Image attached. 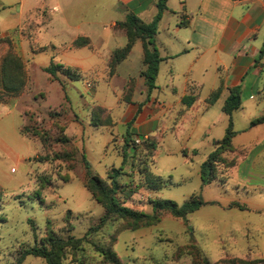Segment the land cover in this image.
Wrapping results in <instances>:
<instances>
[{
	"label": "crops",
	"instance_id": "obj_1",
	"mask_svg": "<svg viewBox=\"0 0 264 264\" xmlns=\"http://www.w3.org/2000/svg\"><path fill=\"white\" fill-rule=\"evenodd\" d=\"M157 3L158 0H22L14 13H0V28L3 27L0 39L12 41L14 52L28 71L30 59L36 61L45 56L43 61L31 63L30 71L34 74H47L43 69L52 62L76 69L80 74L79 81H70L59 73L58 79L50 74L45 77L50 81L45 92L48 100L60 99L64 93L68 98L69 92L78 94L68 105L65 115L66 134L79 150V162L83 155L91 152V146L94 147L92 138L95 130L103 129L107 136L106 147L115 144L122 164L123 174L118 178L122 189L128 190L125 186L129 185L131 190H136L141 178L133 167L132 149L128 151L130 156L124 164L125 136L129 133L132 140L156 139L157 149L150 171L167 181L168 185L158 192L145 186L139 188L132 199L126 200L137 202L136 210L143 211L141 206L148 205L151 209L148 213H152L150 199L164 200L166 188L179 187L194 179L208 204L192 214L211 206L242 222L247 214L262 218L255 230L262 240L261 245L256 246L258 254L230 256L264 259V123L251 126L253 120L264 115V55L261 56L264 0H167L168 10L163 14L155 37V46L163 61L156 89L149 94L146 80L141 75L145 69L141 41L134 44L130 55L113 73L109 64L113 52L124 48L128 42L119 23L129 14L136 15L145 23L152 22L158 13ZM82 38L88 39L89 43L75 47L74 42ZM122 66L137 72L122 76ZM81 81L86 84L85 90L92 92L90 100L74 85V82ZM131 81L133 92L127 102L124 95ZM28 82L39 84L33 78ZM100 83L107 84L113 91V98L103 97V104L96 88ZM88 84L92 85V91ZM237 87L241 90V107L232 115L236 132L232 139L234 152L226 155L227 159L235 160V166L229 170L220 168V180L204 186L201 165L225 137L229 116L223 108L231 89ZM218 90L219 98L213 104L209 103L210 97ZM24 96L25 93L0 104V109H3L0 111V151L7 158L15 157L17 149L32 141L21 132L27 123L22 110ZM186 97L192 98L189 105L184 102ZM31 101L36 103L34 97ZM96 105L108 110L112 119L110 125H92V108ZM7 118H10V124L5 121ZM160 154H163L161 159ZM31 159L29 161L33 162ZM182 162L183 169L179 168ZM113 168L116 169L113 166L106 170V175ZM174 173H177L176 182L165 178ZM65 175L69 180L63 183L73 182L79 175L86 189L85 167L84 171H78V175L70 170ZM8 177L6 170L0 167V182ZM118 197L123 201L120 193ZM234 203L246 209L232 207ZM166 218L180 220L185 233H189V228L195 232L189 222L186 224L171 215H165L158 225L136 231L151 232L153 228L161 227ZM240 225L235 223V227ZM248 226L244 221L243 227ZM215 227L220 228L218 225ZM53 229L57 231V228ZM216 232L221 240L225 232L220 229ZM230 256L222 253L219 260L208 259L218 262ZM187 259L184 258L185 261Z\"/></svg>",
	"mask_w": 264,
	"mask_h": 264
},
{
	"label": "rangeland",
	"instance_id": "obj_2",
	"mask_svg": "<svg viewBox=\"0 0 264 264\" xmlns=\"http://www.w3.org/2000/svg\"><path fill=\"white\" fill-rule=\"evenodd\" d=\"M21 1L0 0V13L3 11L14 13ZM2 29L3 27L0 28V34L3 32ZM0 42V55L6 48L7 42L12 45L13 50L15 49L10 39H1ZM44 59L45 56H41L36 61L29 60V71L26 70V88L20 95L26 94L23 98L22 110L26 115L27 126L42 128L51 139H53L52 137L60 138L63 136V131H59L56 126L63 129L67 126L65 112L69 110L68 105L74 101V97H78V94L69 92L70 99L65 93L60 99H47L45 92L50 82L49 79L45 78L47 74L42 72L34 74L30 71L31 63H39ZM136 72L128 66L120 68L122 76L126 74L133 75ZM30 78L37 80L39 84L35 85L28 82ZM74 85L84 97L88 100L91 99L92 92L85 90L86 84L83 81L74 82ZM92 88L88 89L92 91ZM96 88L99 96L102 97L101 104L104 102L103 97L113 98V91L107 84L100 83ZM33 97L36 99V103L31 101ZM10 98L15 97H5L3 102ZM2 110L0 109V111ZM9 119L5 120L8 121V124L11 123ZM95 132V137L92 138L94 147L91 146V152L85 154V156L91 165L93 174L106 178V170L111 169L113 166L120 169L122 164L119 162L115 144L111 143L108 148L106 147L107 136L105 130L99 129ZM38 141L32 140L27 146L17 149L15 157L7 158L0 151V167L4 171L6 170L10 177L0 182V264H16L23 250L34 247L37 243L40 244L41 239L46 236L47 223L50 221L52 222L51 227L57 228L56 232L59 235H72L81 238L91 226L98 223L99 218L103 215L101 206L92 199L83 183H81L78 171H84V166L82 160L79 162V150L75 144L72 142L73 150L77 153V163L72 172L77 173L78 176L73 182L63 183L62 177L66 176L65 173L68 171L69 164L61 161L37 163L41 160V157L48 153L41 141ZM48 143L51 145L53 153H63L66 150L63 146L51 141ZM162 156L163 154H160L159 159ZM30 158L33 162L29 161ZM183 163L180 164L179 168L183 169ZM176 175L177 173L171 176L166 175L165 178H171L172 182H176ZM43 179L51 183L45 190H41V185L44 184ZM37 193L40 194V198L36 196ZM194 193L200 194L201 189L193 179L179 187L166 188L164 190V196L166 197L164 200H172L182 204ZM228 195L226 197H229ZM41 200H43V203L40 202ZM46 203L50 205L48 206ZM125 205L134 209L139 206L133 200L127 201ZM141 209L145 213L151 210L148 205H142ZM68 210L73 213L70 225H66L64 220ZM261 220L262 218L256 214H247L244 221L249 226L245 228L243 227L244 221L230 218L228 215L216 211L215 208L207 206L201 212L189 216V225L194 228L195 239L203 253L211 260H219L222 253L229 256L234 254H258L256 246L261 245L262 240L255 230L256 225ZM180 223V220L166 218L161 227H155L151 232H144V230L124 231L119 235L114 251L121 258L123 264H190V259L185 261L183 258L182 260L185 263H182V260L179 262L173 260L176 249L188 244L191 237L189 233L183 231V226ZM235 223H241L240 227H235ZM216 225L220 228H216ZM114 229L115 224L109 225L102 233L95 236L96 241H107L108 234L113 233ZM216 229L225 232L221 240L217 237ZM231 231L233 232L231 233ZM144 233L147 234L144 235ZM251 249L252 251H250ZM83 254L91 261H95L97 258L96 251L91 245L86 246V250L83 253H78L76 257ZM75 262V255L68 251L64 264H77ZM23 264L46 263L42 258L28 256Z\"/></svg>",
	"mask_w": 264,
	"mask_h": 264
},
{
	"label": "trees",
	"instance_id": "obj_3",
	"mask_svg": "<svg viewBox=\"0 0 264 264\" xmlns=\"http://www.w3.org/2000/svg\"><path fill=\"white\" fill-rule=\"evenodd\" d=\"M241 1V0H236ZM158 13L150 23H145L134 14L126 16L125 20L119 25L124 29L128 42L122 49L113 52L110 60V71L113 73L117 66L123 62L130 55L134 44L141 41L143 44L145 66L141 75L146 80L149 94L156 89V81L159 73V67L163 59L160 57L159 51L155 46V37L158 33L159 23L163 17L164 12L168 10L167 0H158ZM183 25V23H182ZM1 41V39H0ZM88 39L82 38L74 42L75 47H81L88 44ZM1 44V42H0ZM2 44H4L2 42ZM264 55V45L261 50V56ZM44 72L50 74L54 79H58V73L64 75L70 81H79L80 74L76 69L66 68L53 62L49 67L43 69ZM27 84V73L25 64L22 59L14 52L12 45L6 43V48L0 55V104L5 97L20 96ZM133 81L129 83L128 90L125 92L124 100L129 102L133 92ZM229 98L226 100L223 111L229 116V125L226 130L224 139L216 144L215 150L209 155L208 159L201 165V178L203 185L211 184L219 181V169L229 170L235 166V160L227 159V154L234 152L232 139L236 132L233 129L232 115L241 107L240 88H232ZM220 95V90L215 92L209 99V103L213 104ZM192 100L191 97H186L184 102L189 105ZM91 123L94 127L108 126L112 123V119L107 109L101 106H94L92 108ZM264 123V115L251 122V126H257ZM59 131H63V136L60 138H49L45 131L40 127H31L24 125L22 127V134L32 140H39L43 144L48 153L41 157L37 163H54L61 161L69 164L68 170L75 169L77 163V153L73 150L72 140L66 134V127L64 129L60 126ZM132 135L125 136V145L123 148L124 164L130 156L128 151L132 149L133 160L135 163L133 167L136 168L140 175L141 182L136 186V190H131L130 186H125L128 190H123L118 178L123 174L122 169H112L106 179L96 176L92 173L90 164L83 155L82 162L86 170L87 181L85 187L91 194L92 199L100 205L104 213L98 220L96 225L91 226L85 235L81 238H76L72 235H59L53 227L51 222H48L46 229V236L41 239L40 244L34 247L23 250L16 264H23L28 256L42 258L46 264H64L67 252L70 251L75 255V263L77 264H123L118 254L114 251V246L117 243L119 235L124 231H136L141 228L152 227L158 225L165 215H171L174 218L183 220L188 224V216L200 208L206 206L208 203L204 201L201 194H194L182 204H178L172 200L150 199L149 204L152 206V213H145L125 205L126 200L132 199L137 190L145 186L148 190L161 191L168 185V182L159 176L154 175L150 171V166L153 163L155 151L157 149V141L154 138H149L141 145H137L131 139ZM49 141L57 145L63 146L66 150L63 153H53ZM51 144V143H50ZM39 180V178H38ZM62 180L67 182L69 177L63 176ZM41 190H45L50 181L43 179ZM121 194L123 201L118 197ZM40 198V194H36ZM43 203V200H41ZM240 210H245L246 207L238 203L231 205ZM72 212L68 211L65 216L66 225L72 222ZM115 224L113 233L108 234L107 241L97 242L95 236L102 233L109 225ZM191 235L190 242L182 247H178L174 253L173 260L175 262L181 261L183 258H189L190 264H264V259H243L238 257H227L218 262H211L203 255L194 236V231L189 228ZM91 245L96 251L97 258L95 261L87 259L83 254L76 257L78 253H83L86 246Z\"/></svg>",
	"mask_w": 264,
	"mask_h": 264
},
{
	"label": "built area",
	"instance_id": "obj_4",
	"mask_svg": "<svg viewBox=\"0 0 264 264\" xmlns=\"http://www.w3.org/2000/svg\"><path fill=\"white\" fill-rule=\"evenodd\" d=\"M88 88H91V85L88 84ZM147 139H142V138H136L134 141L137 145H141L143 142H145Z\"/></svg>",
	"mask_w": 264,
	"mask_h": 264
}]
</instances>
